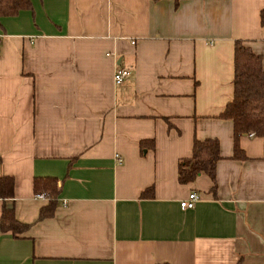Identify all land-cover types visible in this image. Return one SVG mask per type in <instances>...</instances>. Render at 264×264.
<instances>
[{
	"label": "crops",
	"instance_id": "1",
	"mask_svg": "<svg viewBox=\"0 0 264 264\" xmlns=\"http://www.w3.org/2000/svg\"><path fill=\"white\" fill-rule=\"evenodd\" d=\"M263 9L30 0L0 18V179L29 226L0 233V264H264V138L241 136L247 160H233V124L218 117L233 96L234 41L264 65ZM118 66L131 71L121 86ZM195 138L219 142L215 194L206 176L177 181ZM50 179L57 206L38 221L48 199L35 186ZM190 193L199 199L182 210Z\"/></svg>",
	"mask_w": 264,
	"mask_h": 264
},
{
	"label": "trees",
	"instance_id": "2",
	"mask_svg": "<svg viewBox=\"0 0 264 264\" xmlns=\"http://www.w3.org/2000/svg\"><path fill=\"white\" fill-rule=\"evenodd\" d=\"M157 1V0H153ZM178 4L181 0H174ZM30 7V0H0V18L16 16L21 10ZM264 9L261 12V19ZM233 53V96L218 116L221 120L233 124V154L231 159L245 161L247 157L240 148L239 139L243 135L264 138V65L263 58L256 55L244 40L234 41ZM219 142L215 139H194L191 156L179 160L177 181L181 185L192 184L199 176H206L212 183V192L216 193V167L221 160ZM47 195L48 204L41 208L38 221L53 217L60 189L53 179L48 180L40 190ZM154 196L153 187L145 189L142 199ZM12 197V180L0 179V233L23 232L29 226L19 224L13 211L7 209L4 201Z\"/></svg>",
	"mask_w": 264,
	"mask_h": 264
},
{
	"label": "built area",
	"instance_id": "3",
	"mask_svg": "<svg viewBox=\"0 0 264 264\" xmlns=\"http://www.w3.org/2000/svg\"><path fill=\"white\" fill-rule=\"evenodd\" d=\"M134 44V42H132ZM131 76V71L127 68L118 66L115 70L113 81L115 85L121 86L123 85ZM252 136V135H250ZM118 162L120 160L116 158ZM36 199H45L47 198V195L44 193H36L35 194ZM198 195L196 193H190L188 198L180 202V208L182 210H192L195 206V203L198 201Z\"/></svg>",
	"mask_w": 264,
	"mask_h": 264
}]
</instances>
